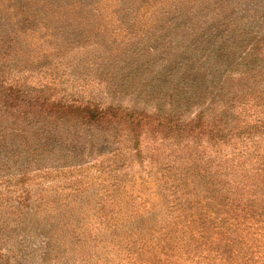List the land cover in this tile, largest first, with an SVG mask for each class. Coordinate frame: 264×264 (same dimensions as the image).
<instances>
[{
	"label": "rangeland",
	"instance_id": "obj_1",
	"mask_svg": "<svg viewBox=\"0 0 264 264\" xmlns=\"http://www.w3.org/2000/svg\"><path fill=\"white\" fill-rule=\"evenodd\" d=\"M14 1L0 0V33L20 27L13 6L35 9L15 36L13 75L25 87H46L53 98L184 119L200 111L222 117L227 107L220 103L230 88L239 98L226 101L231 127L240 132L246 121L264 120V111L249 110L252 99L264 101V0ZM44 135L29 132L23 141L38 151ZM119 140L123 145L100 143L99 153L80 151L62 161L52 153L31 156L15 142L3 151L0 146V264H264L262 216L246 221L243 234L253 251L246 258L237 256L242 241L229 258L222 255L233 223L227 206H215V229L199 232V214L217 194L195 189L192 157L167 165L162 151L183 145L142 142L137 159L126 138ZM202 145L195 153L209 162L250 151L238 140ZM115 148V157L109 155ZM212 165L198 172L212 174ZM233 190L242 193L240 186ZM245 201L255 215H264V196ZM220 215L228 224L218 235ZM185 216L194 222L183 226ZM201 241L213 250L205 259L193 253L192 242Z\"/></svg>",
	"mask_w": 264,
	"mask_h": 264
},
{
	"label": "trees",
	"instance_id": "obj_2",
	"mask_svg": "<svg viewBox=\"0 0 264 264\" xmlns=\"http://www.w3.org/2000/svg\"><path fill=\"white\" fill-rule=\"evenodd\" d=\"M13 7L17 11L18 17L21 18L17 23L20 27H18L17 33L14 30H10L7 34L0 33V146L2 151L6 145L15 142L23 148V152L28 153L29 150L31 156L41 157L52 153L57 156V160L62 161L65 156L81 155L80 151L96 150L99 153L100 143L121 146L123 143L119 139L126 138V147L130 151H134L130 154L141 159L139 146L142 142L150 143L152 146L154 144H166L171 147L183 145L184 148L178 149L176 152L173 150L171 152L162 151L161 155L164 156L163 159L166 160L167 165L183 163L182 159L185 156L188 159L192 157L196 164L194 170L197 171L191 175V179H195V189H204L203 191L206 193L217 194V197L211 198L205 205L206 213L199 214L198 220L202 226L199 232L205 233L210 227L215 229L214 222L219 217L215 206H227L231 210L228 218L232 219L233 223L230 225L231 228L229 226L226 228L230 240H227L223 246L222 255L229 258L231 248L236 247V244L242 241V246H237V256L239 258H246V255L251 256L253 251L251 247L247 246L246 235L243 234V231L249 227L246 221L259 222L255 216L264 217V215L263 213L255 215L254 211H251V205L246 204L245 196L252 201H259L264 196V138L262 137L264 135V120L257 118L246 121L241 125L243 129L240 132H237L238 128L231 127L230 124L233 120L229 119L226 101L229 97H231L229 101H233L237 96L231 92L230 88L225 90L226 101L220 103L223 108L227 107L223 109L222 117L208 116L207 113L200 111L192 118L184 119L180 114L175 113L153 114L144 111L123 110L115 106L101 107L89 101L53 98L43 92L46 87L40 89L25 87V83L21 82L16 73L13 75L16 66L15 57L19 49L15 36L22 35V32L25 31L35 9H24L25 5ZM4 8L6 11H11V7L4 6ZM56 14L61 17L59 10H56ZM261 43L264 45V39ZM247 71L252 72L253 70ZM260 73L262 72L258 74L261 75ZM249 88L255 89L254 87ZM256 99L263 100L261 97ZM256 99H252L255 104L252 103L249 110L264 111V101L262 104H258ZM236 100L239 98L234 101ZM29 132H45L46 140H43L42 137L40 140L44 147L38 151L29 149V146L23 141L27 139ZM235 140H238L240 145L247 144L248 147L245 150L250 151L244 155L243 152L235 150L237 152H233L231 158L220 157V159H213L211 162L206 160L205 154L195 153L203 146L202 142L214 147L218 142L228 144ZM56 142L59 143L62 150L67 151L56 150ZM190 143L192 147L188 146ZM116 151L117 148L110 149L108 154L115 157ZM150 159L156 160L154 157ZM227 163L229 167L225 168ZM211 164H213L211 166L212 174L198 172L201 168H205L207 171ZM235 186H240L242 193L233 190ZM213 209H216L215 212ZM207 212L214 213L213 218ZM187 216L183 217V226L194 222V220H188ZM221 221L219 230L216 232L218 235H221L224 225L228 224L227 217L221 216ZM241 225H243L242 228H240ZM208 238L209 236L205 237V239ZM201 239H204V236H201ZM192 245L195 251L193 253L197 254L198 252L197 255L202 259L209 257V252L213 251L208 249L203 241L192 242ZM261 257L263 258V256Z\"/></svg>",
	"mask_w": 264,
	"mask_h": 264
}]
</instances>
